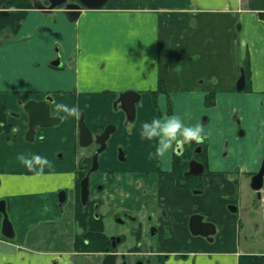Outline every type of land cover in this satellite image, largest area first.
<instances>
[{
    "label": "crops",
    "instance_id": "crops-1",
    "mask_svg": "<svg viewBox=\"0 0 264 264\" xmlns=\"http://www.w3.org/2000/svg\"><path fill=\"white\" fill-rule=\"evenodd\" d=\"M6 35L0 38V102L14 131L0 135V200L14 236L0 233V264H78L74 256L83 255L73 248L71 212L58 204L60 189L72 191L82 158H77L81 115L92 133L116 126L113 147L122 141L129 160L123 165L106 159L102 165L127 172L117 174L119 184L136 180L151 188V212L155 198L164 197L158 206L166 215H154L151 245L154 253L169 254L167 264H240L243 255L264 254L243 248L252 242L238 238L240 206L254 205L255 199L260 204L264 196V177L260 198L251 187L264 161V23L250 0H108L102 8L83 9L76 19L62 7H32L17 31ZM57 58L59 65L52 63ZM241 69L245 87L238 90ZM125 91L139 93L129 124L115 105ZM48 95L52 114L54 103H64L78 106L80 115L40 127L28 141L23 104ZM165 108L204 129L207 152L201 158L207 162L199 194L178 188L170 171L148 158L156 141L141 138V124ZM18 154H38L53 167L36 174ZM110 191L111 197L122 196L118 185ZM132 196L141 202L138 194ZM193 212L214 227L190 233ZM1 219L0 213V228ZM182 252L186 257L178 258Z\"/></svg>",
    "mask_w": 264,
    "mask_h": 264
},
{
    "label": "flooded vegetation",
    "instance_id": "flooded-vegetation-1",
    "mask_svg": "<svg viewBox=\"0 0 264 264\" xmlns=\"http://www.w3.org/2000/svg\"><path fill=\"white\" fill-rule=\"evenodd\" d=\"M64 11L66 12L65 9ZM117 104L120 105L122 111L125 113V124L131 123L133 120H129L122 106L124 103L120 100V97L119 100L116 101L115 105ZM40 127H38V129ZM104 128L105 126L99 132L92 133L93 140L89 145H92L93 149L89 154L83 156L80 159V161L83 160L82 164H80L79 161L75 172L74 187L69 193L70 198H67L68 192L66 189L59 190V192L64 190L65 199L61 204H59L58 201V204L61 206V208H64L65 206L72 215L74 247L76 244L75 238L78 235H83L85 231L82 220L85 221V227L89 226V222H95L97 223V228L99 229L100 235H98L97 238L99 240L97 250H83L78 248V250L75 251L79 253L81 252L86 258H90V261H88L89 264H102L105 260V257L110 254H113V264H167L170 258L169 254H160L159 252L154 253L152 251L153 245H151V240L155 235L154 233L157 231L154 217L166 215V210L163 207L158 206V202L164 200V197L159 199L158 197L155 198V203L157 204H155V211H153L154 213L151 212L150 209L154 207L150 201L149 192H152L151 188L145 186L143 182H138L136 180L123 181V183L119 184V182L116 180L117 174L123 175L127 172L122 169L118 170V168L116 169L115 166H109L108 164L106 165L107 168L104 169L102 165V160L104 161L106 159L108 163L115 160L117 163L123 165L129 160L127 149L125 148L122 141L118 140L115 144V147H113V138L116 133V126L115 130L109 135L108 139L103 144L104 148H102L98 153L97 168L95 170H92L91 168L92 157L97 152V150L100 149V144L96 143L95 138L97 134H100L104 130ZM108 140H110V148ZM111 151H113V155H108ZM204 152H207L206 142H203L202 144L191 142L178 146L174 145V149L172 150L170 174L174 177L176 186L178 188L188 190L193 195L203 192L202 183H200L198 180L201 174L186 175L185 173L189 169L188 163L190 160H196L205 166L207 161L204 158L201 160L199 159L201 158V155L204 154ZM174 160H176L177 163L183 160L186 161V166L182 167L181 172L178 171V169L174 170ZM158 166L160 167V165ZM104 170H106L108 173H112L109 175L111 176V179L107 180V182L103 180L102 175L99 177L95 175L96 171L99 173V171ZM174 172H176L177 175H175L176 173L174 174ZM130 174L134 175V172L128 173V175ZM86 176L88 177V196L85 202H83L80 194V181ZM115 181L116 185L114 184ZM117 185L121 190L122 196L117 198L111 197L110 189L112 186L116 187ZM154 190L158 193L156 187ZM253 190L256 191L258 198H260L262 194V187L260 189L253 188ZM94 192L96 193L95 196L92 194ZM134 194H138L141 197V202H137L136 199L133 198L132 195ZM230 207L234 210L236 209L235 206ZM109 221H113L117 227L121 225L123 227L127 226V228H124V231L119 232L116 230L117 227H115V231H113L111 228L106 227L109 224ZM187 226L189 232L192 234L205 233L214 227L212 223L204 220L203 216L196 212H193L189 215ZM105 228L113 232L108 233L106 232ZM131 237L137 238V241L133 245L131 243ZM143 245H145V249L142 248ZM177 256L178 258H184L186 257V253L182 252Z\"/></svg>",
    "mask_w": 264,
    "mask_h": 264
},
{
    "label": "water",
    "instance_id": "water-1",
    "mask_svg": "<svg viewBox=\"0 0 264 264\" xmlns=\"http://www.w3.org/2000/svg\"><path fill=\"white\" fill-rule=\"evenodd\" d=\"M108 0H32L33 7L36 9L51 11L62 6L66 10V14L70 19H76L83 9H98L105 6ZM251 10L256 12V16L264 23V0H250ZM8 10L5 5H2L0 9V15H7ZM55 65L60 64L59 58L52 62ZM238 90H243L245 87V74L241 69L240 76L236 83ZM139 99V93L135 91H125L121 93L120 100L123 101V108L130 121L134 120L136 108L135 104ZM51 96H46L42 100H28L23 104V107L28 115V129L25 133V139L31 141L34 139L38 127L57 125L62 119V113L52 114L51 112ZM115 130L113 124L105 126L104 130L96 135L95 141L100 144V149L92 157V170H95L98 166V153L104 148L103 144L108 139L109 135ZM78 138L81 146H87L92 142L93 134L84 121L83 115L78 119ZM189 169L185 173L186 175H198L201 174L204 166L202 163L196 160H190L188 163ZM264 177V161L259 169L251 179V187L254 189H260L263 186ZM88 177H84L80 181V194L81 199L85 202L88 196ZM65 199L64 190H61L58 194L59 204ZM0 213L2 214L0 233L4 237L13 238L14 230L9 215L6 211L5 200H0ZM196 221V220H194ZM209 229L208 231H210ZM102 264H113V254L107 255Z\"/></svg>",
    "mask_w": 264,
    "mask_h": 264
},
{
    "label": "clouds",
    "instance_id": "clouds-1",
    "mask_svg": "<svg viewBox=\"0 0 264 264\" xmlns=\"http://www.w3.org/2000/svg\"><path fill=\"white\" fill-rule=\"evenodd\" d=\"M161 107H165L166 98L160 96ZM54 110L57 114H66L62 118L79 117L78 106H68L64 103H54ZM140 136L142 139L155 140V152L149 154V159L157 158L165 171H171L170 152L174 145L195 142L202 144L206 136L203 127L197 123L195 125L186 124L181 115L173 113L168 115L166 108L160 117H154L150 122L141 124ZM18 161L29 171L42 174L46 167H53L51 161L38 154H18Z\"/></svg>",
    "mask_w": 264,
    "mask_h": 264
},
{
    "label": "rangeland",
    "instance_id": "rangeland-1",
    "mask_svg": "<svg viewBox=\"0 0 264 264\" xmlns=\"http://www.w3.org/2000/svg\"><path fill=\"white\" fill-rule=\"evenodd\" d=\"M6 32H7V30H4L3 32H1L0 38L5 37L4 34ZM169 106H171V102H170ZM238 135H241L240 128L238 129ZM245 137L249 140L253 139V137H251V135H249L248 131H246ZM110 140H111V138H110ZM110 140H108V143L110 142ZM109 148H110V143H109ZM92 149H93L92 145L83 147V146H80L78 144V146H77V150H78L77 158L79 159V158L83 157L80 154H84V155L89 154ZM62 153L63 152L60 150V151H57L55 153V155H56V157L59 158L60 154H62ZM63 158H68V157L65 156ZM199 159L201 160L202 158H199ZM67 161H68V159L66 160V162ZM111 174H112L111 172L108 173L106 170H104V171H99V173H98V171H96L95 175L98 177L100 175H102L103 180L107 182V180L111 179V176H109ZM246 190H248L249 194L251 195V193H252L251 189L249 187H247ZM69 193L70 192H68L67 198L68 197L70 198ZM92 194H93V196L96 195L95 192ZM255 200L258 201V199H255ZM256 201H255L254 205H251V202H246L247 205L240 206V209H239L240 217L239 218L241 219L240 225H241L242 229L240 231H238V238H239V241L241 244L247 243L248 241L249 242L251 241L253 243V244L250 243V247H249V244H244L243 248L262 253V252H264V196H263V201L260 204ZM66 203H67V201H66ZM248 216H249V218H248ZM10 217H11V215H10ZM106 227H109L113 231H115L114 228L117 227V225L113 221H109V224ZM124 228H127V226L123 227V226L119 225L116 228V230L119 232H122L125 230ZM105 230L108 233L113 232V231L106 229V228H105ZM131 238H132L131 243L133 245L137 241V238H133V237H131ZM138 242H140V241H138ZM78 247L79 246H76V244L74 247V244H73V248H75L76 250H78ZM142 248L145 249V245H143ZM81 259H83L82 262H81ZM92 259H94V258H92ZM74 261H75V263H78V264H82V263L89 264L88 261H90V258H88V257L86 258L84 255L74 256Z\"/></svg>",
    "mask_w": 264,
    "mask_h": 264
},
{
    "label": "trees",
    "instance_id": "trees-1",
    "mask_svg": "<svg viewBox=\"0 0 264 264\" xmlns=\"http://www.w3.org/2000/svg\"><path fill=\"white\" fill-rule=\"evenodd\" d=\"M5 5L8 10L7 15H0V33L7 30L8 34H13L17 31L20 26L21 20L24 18L28 8H32V0H0V8ZM6 35V33L4 34ZM7 36V35H6ZM244 71V70H243ZM161 88V87H160ZM7 108L3 102H0V135L10 133L14 131L13 126L6 121ZM83 160L80 161V164ZM186 166V161H179L178 163L174 160V170L182 171V167ZM176 172H174L175 174ZM177 175V173L175 174ZM79 179V178H78ZM84 223V234L78 235L75 238L76 246L83 250H97L99 240L98 235L99 229L97 228V223L89 222V226L85 227ZM85 243V244H83ZM240 264H264V254H247L240 258Z\"/></svg>",
    "mask_w": 264,
    "mask_h": 264
}]
</instances>
